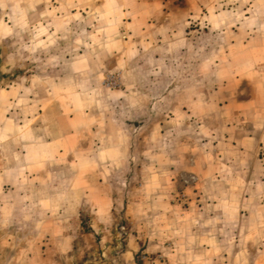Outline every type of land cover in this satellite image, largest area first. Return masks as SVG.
<instances>
[{"label": "rangeland", "instance_id": "1", "mask_svg": "<svg viewBox=\"0 0 264 264\" xmlns=\"http://www.w3.org/2000/svg\"><path fill=\"white\" fill-rule=\"evenodd\" d=\"M4 2L0 183L16 180L4 168V151L20 150L11 135L25 126L31 137L39 135V100L74 107L89 99L91 113L119 119L128 138L131 158L117 182L141 220H121V239L128 231L154 232L142 237L145 248L155 242L172 247V259L164 253L172 264H264V142L240 147L224 139L244 136L264 120V113L252 116L254 108L229 104L264 102V0H204L187 43L183 38L167 47L133 45L125 30L106 27L105 14L83 21L88 13H81L71 27L64 11L53 22L57 17L41 11V0H17L13 9ZM201 67L205 75L197 73ZM215 69L216 83L206 75ZM202 79L215 107L199 109L197 118V110L179 109L177 100ZM121 90L122 97L112 95ZM59 111L68 117L73 108ZM206 230L217 235L201 236Z\"/></svg>", "mask_w": 264, "mask_h": 264}, {"label": "crops", "instance_id": "2", "mask_svg": "<svg viewBox=\"0 0 264 264\" xmlns=\"http://www.w3.org/2000/svg\"><path fill=\"white\" fill-rule=\"evenodd\" d=\"M16 1L4 3L12 7ZM41 3V11L57 17L53 22L64 18L58 17L61 11L71 27L81 13H88L83 21L92 14H105L106 27L125 30L123 37L133 38V45L167 47L186 40L193 20L201 18L204 0H54L51 7ZM197 73L203 75V68ZM206 75L216 83L218 69ZM206 86L202 79L200 85L182 91L175 104L179 109H195L194 115L202 117L199 109L215 107L213 95H205L211 91ZM124 91L112 95L122 97ZM231 103L239 109L254 108L252 116L256 112L257 117L263 116L262 101ZM90 107L89 99L75 102L74 107L71 102L60 106L53 100H39V135L31 137L27 126L11 135L20 150L9 156L4 151V168H10L16 180L10 185L6 180L0 183V264H172V247L155 242L145 248L142 237L155 236L154 232L128 231V237L121 239V220H141L134 212L135 201H125L123 186L117 182L118 173L131 158L128 138L119 119L110 121L93 114ZM60 108L73 111L64 117ZM220 115L224 117L221 110ZM259 124L250 128L261 131L248 129L244 136L224 139L240 147L264 142V120L260 118ZM152 182L153 178L146 187ZM216 235L206 230L201 236ZM152 252L157 255L141 262L140 255ZM164 253H171V259Z\"/></svg>", "mask_w": 264, "mask_h": 264}, {"label": "built area", "instance_id": "3", "mask_svg": "<svg viewBox=\"0 0 264 264\" xmlns=\"http://www.w3.org/2000/svg\"><path fill=\"white\" fill-rule=\"evenodd\" d=\"M120 230H121L122 235L126 234L125 228L122 227Z\"/></svg>", "mask_w": 264, "mask_h": 264}]
</instances>
